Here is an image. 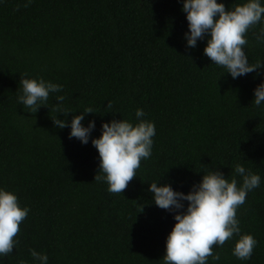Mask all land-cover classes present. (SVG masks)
Returning a JSON list of instances; mask_svg holds the SVG:
<instances>
[{
  "label": "trees",
  "instance_id": "1",
  "mask_svg": "<svg viewBox=\"0 0 264 264\" xmlns=\"http://www.w3.org/2000/svg\"><path fill=\"white\" fill-rule=\"evenodd\" d=\"M26 2L0 0V189L30 208L0 264H40L30 249L47 264H164L175 213L155 205L150 184L187 194L210 169L231 179L238 163L261 177L237 210L241 234L258 244L239 260L234 235L207 264H264V102L253 101L264 68L233 79L204 55L207 39L187 47L183 0ZM217 2L231 10L247 0ZM261 28L264 20L246 36L250 64L264 62ZM21 77L63 91L32 114L18 103ZM56 95L65 96L66 117L54 110ZM87 107L96 112L82 121H95L88 144L69 139L70 126H54L52 118L70 125ZM138 108L155 124L151 156L123 193H109L106 181H94L99 153L91 140L112 119L137 123Z\"/></svg>",
  "mask_w": 264,
  "mask_h": 264
},
{
  "label": "clouds",
  "instance_id": "2",
  "mask_svg": "<svg viewBox=\"0 0 264 264\" xmlns=\"http://www.w3.org/2000/svg\"><path fill=\"white\" fill-rule=\"evenodd\" d=\"M31 3L32 0H27L23 7H29ZM20 7L18 5L16 10ZM182 11L186 13L188 22V32L185 33L187 47L195 48L198 40L207 39L204 55L212 64L225 68L233 79L258 73L264 68V62L259 60L250 64L244 50L248 45L246 36L249 29L264 20V6L260 0H247L234 5L231 10L217 0H183ZM256 39L264 43V28L260 29ZM24 77L19 83L22 92L18 95V103L29 109V113L35 114L42 106L48 105L51 94L63 91L60 84L43 78ZM55 100L57 114L66 117L71 113L63 108L64 95H56ZM253 101L256 106L264 102V82L254 89ZM112 107L108 102L107 109ZM90 113L96 112L87 107L79 115H73L70 125L57 116L52 120L58 128L70 126L69 139L76 138L82 144H88L95 121H89L87 127L82 121ZM135 116L138 121L135 124L123 118L102 123L100 137L91 140L99 153V169L94 181H106L109 193H123L137 176L141 161L151 156L155 124L143 119L145 113L141 108L136 110ZM237 176L241 179L238 180ZM260 182L258 174L238 163L231 179L218 168L210 169L187 194L173 190L170 184L158 186V183H151L149 191L155 205L175 213L176 223L166 240L164 264H207L209 257L218 261L220 254L214 252V248L222 247L234 235L239 239L234 245L233 255L242 261L251 259L258 241L251 234H241L237 210L245 203L247 194L260 186ZM184 201L188 202L186 209ZM29 211V207L19 205L15 193L0 189V256H8L19 243L14 238ZM29 251L34 260L47 264L46 254L35 249Z\"/></svg>",
  "mask_w": 264,
  "mask_h": 264
}]
</instances>
